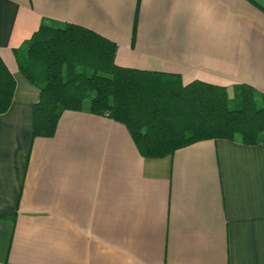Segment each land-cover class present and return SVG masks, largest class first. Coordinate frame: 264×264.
I'll use <instances>...</instances> for the list:
<instances>
[{"label": "crops", "instance_id": "1", "mask_svg": "<svg viewBox=\"0 0 264 264\" xmlns=\"http://www.w3.org/2000/svg\"><path fill=\"white\" fill-rule=\"evenodd\" d=\"M113 40L120 66L264 93V0H0L16 89L0 114V264H264V141L143 154L127 126L66 110L32 137L40 89L15 49L46 24Z\"/></svg>", "mask_w": 264, "mask_h": 264}, {"label": "trees", "instance_id": "2", "mask_svg": "<svg viewBox=\"0 0 264 264\" xmlns=\"http://www.w3.org/2000/svg\"><path fill=\"white\" fill-rule=\"evenodd\" d=\"M117 44L88 27L46 24L15 49L23 74L40 89L32 137H51L66 110H88L125 124L146 156L164 157L195 142L264 141V93L180 74L116 64ZM15 78L0 56V114L9 110ZM13 218L12 213L0 218Z\"/></svg>", "mask_w": 264, "mask_h": 264}]
</instances>
